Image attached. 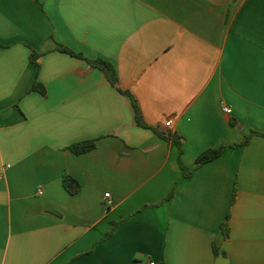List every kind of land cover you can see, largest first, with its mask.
I'll list each match as a JSON object with an SVG mask.
<instances>
[{
    "label": "crops",
    "instance_id": "0c3cea01",
    "mask_svg": "<svg viewBox=\"0 0 264 264\" xmlns=\"http://www.w3.org/2000/svg\"><path fill=\"white\" fill-rule=\"evenodd\" d=\"M262 135L264 0H0V264H264Z\"/></svg>",
    "mask_w": 264,
    "mask_h": 264
},
{
    "label": "trees",
    "instance_id": "16d2710c",
    "mask_svg": "<svg viewBox=\"0 0 264 264\" xmlns=\"http://www.w3.org/2000/svg\"><path fill=\"white\" fill-rule=\"evenodd\" d=\"M58 50L60 52L67 53L71 56H75L77 58H81V59L85 60L91 67L99 69L102 72V74L104 75L105 79L112 86L116 87L118 89V91H120L121 93L129 95L128 92L120 89L117 86L118 81H119L118 73H117L115 67L113 66V64L111 62H109L105 59H102V58H95V59L86 58L82 54L76 53V52L72 51L71 49H69L63 45H60L58 47ZM37 56H38L37 53L31 52L29 58H30L31 62H33L35 65L38 66ZM31 90H38L40 93H44L43 86L39 82H37L36 79L34 80L32 86H31ZM131 104H132V107H133L134 113H135V121L140 127L152 129L161 138L167 137V135L165 136L164 133L159 132L154 127L148 126L143 121L141 114H140V111H139V108H138V105H137L135 99L132 97H131ZM255 133L256 132H254V131L251 132V134H255ZM262 136L264 137V135H262ZM168 137L169 138L171 137V139H172L173 136L171 134H168ZM172 140L176 143V140H174V138ZM248 140H249V137L247 136V137H245L244 140L240 141L237 144L231 145L229 147H239V146L245 145L248 142ZM94 148H95V141H93V140L73 143L68 147V149L74 154H82V153L88 152ZM226 148H227V146H219L216 148H208V149L204 150L195 158L194 166L192 168H189V167L183 165L179 159V166H180V169L182 171L183 176L186 178L190 177L192 172L196 168L218 158L219 156H221V154L225 151ZM62 185L65 188V190L71 195L75 194L80 188L77 180L74 177L69 176V175H65L63 177ZM170 196H171V193L169 195H167V197H165V199L170 198ZM233 199H234V197L231 198L230 205L233 203ZM228 219H229V211H227V213L224 217V220L220 226L221 231H222L225 238L228 237V233H229V228H228V223H227Z\"/></svg>",
    "mask_w": 264,
    "mask_h": 264
},
{
    "label": "built area",
    "instance_id": "2783aa9c",
    "mask_svg": "<svg viewBox=\"0 0 264 264\" xmlns=\"http://www.w3.org/2000/svg\"><path fill=\"white\" fill-rule=\"evenodd\" d=\"M221 111H222L224 114L229 115V114L231 113V108H230L229 106H227V105H222V106H221ZM169 125H170V122L167 121V122H166V126H169ZM39 193H41V192L39 191ZM104 196H105V198H106V197H109V194L106 193ZM150 264H153V263H150Z\"/></svg>",
    "mask_w": 264,
    "mask_h": 264
}]
</instances>
